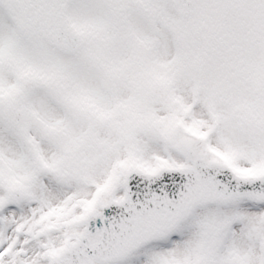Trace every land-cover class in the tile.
Instances as JSON below:
<instances>
[{
	"label": "snow or ice",
	"instance_id": "obj_1",
	"mask_svg": "<svg viewBox=\"0 0 264 264\" xmlns=\"http://www.w3.org/2000/svg\"><path fill=\"white\" fill-rule=\"evenodd\" d=\"M0 264H264V0H0Z\"/></svg>",
	"mask_w": 264,
	"mask_h": 264
}]
</instances>
